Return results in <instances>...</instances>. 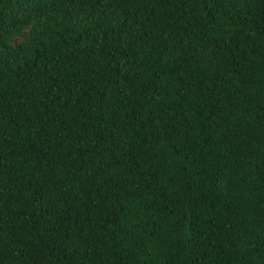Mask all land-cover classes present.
<instances>
[{"label":"trees","instance_id":"1","mask_svg":"<svg viewBox=\"0 0 264 264\" xmlns=\"http://www.w3.org/2000/svg\"><path fill=\"white\" fill-rule=\"evenodd\" d=\"M0 264H264V0H0Z\"/></svg>","mask_w":264,"mask_h":264}]
</instances>
